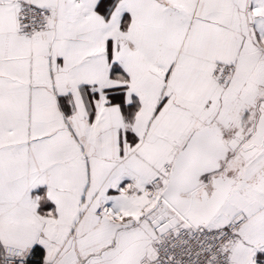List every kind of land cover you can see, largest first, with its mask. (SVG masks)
I'll return each mask as SVG.
<instances>
[{"label":"snow or ice","instance_id":"snow-or-ice-1","mask_svg":"<svg viewBox=\"0 0 264 264\" xmlns=\"http://www.w3.org/2000/svg\"><path fill=\"white\" fill-rule=\"evenodd\" d=\"M0 264H264V0H0Z\"/></svg>","mask_w":264,"mask_h":264}]
</instances>
